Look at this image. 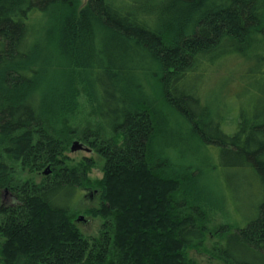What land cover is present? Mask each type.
<instances>
[{
    "label": "trees",
    "instance_id": "16d2710c",
    "mask_svg": "<svg viewBox=\"0 0 264 264\" xmlns=\"http://www.w3.org/2000/svg\"><path fill=\"white\" fill-rule=\"evenodd\" d=\"M70 43L99 119L82 140L104 160L91 238L73 207L95 163L71 164L52 119L73 81L52 86L40 68ZM234 60L239 92L221 104L205 90ZM14 163L52 174L16 186ZM211 206L236 219L216 247L224 262L264 264V0H0L2 264H196Z\"/></svg>",
    "mask_w": 264,
    "mask_h": 264
},
{
    "label": "rangeland",
    "instance_id": "374dc122",
    "mask_svg": "<svg viewBox=\"0 0 264 264\" xmlns=\"http://www.w3.org/2000/svg\"><path fill=\"white\" fill-rule=\"evenodd\" d=\"M88 1L89 0H81V7L85 6ZM67 14H69V12H67L65 15ZM41 25L43 28L48 29L49 27H51L52 22H49V20L47 22L42 21ZM55 26L53 27L54 30L52 29L48 33V36L52 38L55 32L54 37H56L57 40H61L59 37V33H57L58 28ZM45 35L46 34L44 31V33H41V36H39V42L43 43L42 45L44 54L50 51L53 52V48L52 46H50L51 41ZM69 45V53L70 55H72L69 59H66V56L63 57L64 51L63 49H61V46L60 50H58L59 46H56L55 60L53 61V66L51 65L52 68H55L53 72H51V68H49L50 66L47 63H44V61L41 63L40 68L47 69V78L49 79V82L52 86L55 85L54 83L57 82V80L61 77L60 75L71 76V80L73 81V98L70 103L68 101V105L70 104L68 113L66 114V116H60L61 110H59V112H57V114H55L54 118L52 117V119H56V121H59L60 119L62 121V123L59 125L60 131H58L59 134L63 135L64 138L67 137V139L69 140L66 156L69 157V161H71V164L77 166L85 159H93L95 163V166L90 170L88 174V177L91 181L90 187H84L79 190L77 200L73 207V214L75 215V222L78 228L85 237L91 238L97 237L99 235L103 225V221L101 219H95L89 216L87 214V211L99 206L100 191L97 187V184L103 177L102 168L104 166V160L97 153H95L87 143L82 140V136L86 129L96 128L97 126H99V119L94 98L92 97L88 86L84 82V71L82 72L81 70L82 63L79 62L80 60L78 61V59H80L77 55V53H79L77 51L79 50L78 45L75 43H70ZM60 51L61 56H59ZM89 51H91L92 53V49L88 50V52ZM67 56H69L68 53ZM62 58L63 60L61 61ZM229 64L230 65L228 67L221 70L220 74H217V77L215 76L213 78L215 80L212 81L205 90L207 91V95L209 93H212V98L220 100L221 104L233 102L235 96L239 92L237 85L234 83V81H237L238 77L236 75V72L238 71L237 69L239 61L234 60ZM224 81L229 82V84L227 83L226 86L222 85ZM58 82L60 83L61 81L58 80ZM162 110L165 113L169 112L164 108H162ZM75 142L82 144L83 150L72 153L71 148L73 147ZM12 169L14 170L16 186H22L30 182L40 183L43 178H48L52 174V170H50V168L45 169L42 173L39 174H31L28 170L22 168L20 164L16 163L12 165ZM210 181H212L214 188L218 186L213 175L210 177ZM220 191H222V189H220ZM3 203L8 206L15 203V200L10 191L4 195ZM235 224V216L233 215L229 207L226 210L211 206L209 211H206L205 225L207 229V235L205 242L200 248H194L189 251L190 260L194 261L196 264H226L218 253L216 247L223 241L220 236L224 234L225 231L233 228ZM3 242L4 239L0 237V247L2 246ZM1 258L3 257L0 255V264H2L3 261Z\"/></svg>",
    "mask_w": 264,
    "mask_h": 264
},
{
    "label": "water",
    "instance_id": "95a60500",
    "mask_svg": "<svg viewBox=\"0 0 264 264\" xmlns=\"http://www.w3.org/2000/svg\"><path fill=\"white\" fill-rule=\"evenodd\" d=\"M80 150H83V146L82 144L78 143V142H75L73 147L71 148V152L72 153H75V152H78Z\"/></svg>",
    "mask_w": 264,
    "mask_h": 264
},
{
    "label": "flooded vegetation",
    "instance_id": "af4514ba",
    "mask_svg": "<svg viewBox=\"0 0 264 264\" xmlns=\"http://www.w3.org/2000/svg\"><path fill=\"white\" fill-rule=\"evenodd\" d=\"M14 198V197H13ZM15 200V199H14Z\"/></svg>",
    "mask_w": 264,
    "mask_h": 264
}]
</instances>
